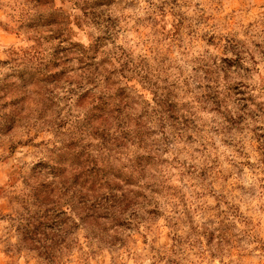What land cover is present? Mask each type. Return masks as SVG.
Wrapping results in <instances>:
<instances>
[{"label":"rangeland","instance_id":"obj_1","mask_svg":"<svg viewBox=\"0 0 264 264\" xmlns=\"http://www.w3.org/2000/svg\"><path fill=\"white\" fill-rule=\"evenodd\" d=\"M0 264H264V0H0Z\"/></svg>","mask_w":264,"mask_h":264},{"label":"trees","instance_id":"obj_2","mask_svg":"<svg viewBox=\"0 0 264 264\" xmlns=\"http://www.w3.org/2000/svg\"><path fill=\"white\" fill-rule=\"evenodd\" d=\"M156 103L158 104V106H156L157 109L154 112V116L157 117V119H155L154 124L161 130L160 135L165 140L166 136L168 135L166 131L167 127L178 128L180 125L185 126V124H175V121L177 120L176 117L174 118V116H176V112L171 105H165L159 100H157ZM144 128L145 126H143L141 123L137 124L134 129L126 126L120 127L118 132L119 137L111 138L108 140H111L112 143H116L119 140L125 143L137 140L139 143H141L139 133L141 129ZM185 128L187 129L188 127ZM129 133H132V136L130 138L128 137ZM99 140L100 144L97 150L99 159L103 152H118L116 154L120 153L119 151L122 148L120 144L115 145L114 149H111L104 136H100ZM85 153H87L86 148ZM83 163L84 167L82 168V174L84 183L83 187H81L83 189L79 191V194L82 196V205L86 210V216H90L89 218H93L97 221L103 220L115 222L116 214L122 217L125 212L128 211V209H130L131 211L135 210L134 208H136V203L133 193L139 195V192L126 190L120 191L119 196L114 195L113 189H111L108 185L107 175L104 176L103 174H100L104 170L97 166V160H93L90 156L85 155ZM100 164L102 165L103 163ZM131 172H134L133 169ZM104 186L108 190L106 194L100 193V190L104 188ZM144 186L147 187V184ZM129 193H131V195H129ZM130 216L132 217L133 213H130ZM38 222L39 224H42L40 221ZM35 223H37V220L30 216V218H28L27 220V228L30 229L35 227ZM25 234H28V232H26ZM43 244L49 246L47 240H43Z\"/></svg>","mask_w":264,"mask_h":264}]
</instances>
